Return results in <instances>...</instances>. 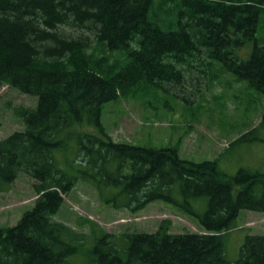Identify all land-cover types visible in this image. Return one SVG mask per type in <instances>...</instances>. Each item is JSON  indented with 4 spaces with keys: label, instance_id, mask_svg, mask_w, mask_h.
<instances>
[{
    "label": "trees",
    "instance_id": "obj_1",
    "mask_svg": "<svg viewBox=\"0 0 264 264\" xmlns=\"http://www.w3.org/2000/svg\"><path fill=\"white\" fill-rule=\"evenodd\" d=\"M261 16L264 0H0V87L37 99L15 111L23 129L0 140V191L24 173L37 196L14 226L0 229V264H79L70 257L86 240L53 219L78 182L117 211L160 201L200 228L173 234L163 220L151 233L100 230L84 264H264V234L247 235L234 262L222 240L242 212L264 215V172L227 176L217 160L194 163L173 148L113 141L100 122L103 104L202 68L203 55L264 95ZM247 42L242 59L237 50ZM81 124L98 134L70 132ZM260 133L264 114L233 144L264 142ZM71 139L77 148L67 161L55 151Z\"/></svg>",
    "mask_w": 264,
    "mask_h": 264
},
{
    "label": "rangeland",
    "instance_id": "obj_2",
    "mask_svg": "<svg viewBox=\"0 0 264 264\" xmlns=\"http://www.w3.org/2000/svg\"><path fill=\"white\" fill-rule=\"evenodd\" d=\"M257 37H264V16H261ZM251 49L252 43L247 42L237 53L247 59ZM201 59L206 63L202 68H188L176 80L159 86L141 83L103 104L102 127L116 142L144 148H173L181 159L194 163L217 160L227 176H235L240 169L264 172V142L233 144L258 125L264 114V95L238 79L222 63L209 60L205 55ZM36 103V97L7 86L0 87V140L23 129L15 115L16 109L34 108ZM70 132L98 134V128L81 124ZM260 138L264 139V133H260ZM76 148L75 140L71 139L65 152L55 153L64 154L67 161H72ZM59 167L69 171L67 164ZM34 183L32 178L19 173L14 182L0 191V229L14 226L22 214L33 207L37 197ZM63 198L64 203L53 219L86 240L77 246L78 256L70 257L79 264L85 263V255L100 237V230L115 237L127 232L151 233L161 221L168 220L170 233L200 232L197 219L187 218L160 201L137 213L117 211L102 204L96 190L84 182H78ZM260 234H264V215L242 212L236 228L222 238L227 260L238 259L247 235Z\"/></svg>",
    "mask_w": 264,
    "mask_h": 264
},
{
    "label": "crops",
    "instance_id": "obj_3",
    "mask_svg": "<svg viewBox=\"0 0 264 264\" xmlns=\"http://www.w3.org/2000/svg\"><path fill=\"white\" fill-rule=\"evenodd\" d=\"M242 214V213H241ZM253 214V213H252ZM241 216V215H240Z\"/></svg>",
    "mask_w": 264,
    "mask_h": 264
}]
</instances>
